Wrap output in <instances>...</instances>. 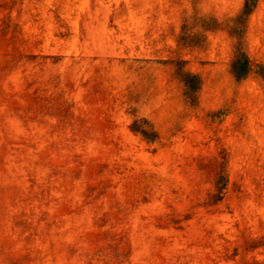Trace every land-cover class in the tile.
Segmentation results:
<instances>
[{
	"label": "rangeland",
	"instance_id": "rangeland-1",
	"mask_svg": "<svg viewBox=\"0 0 264 264\" xmlns=\"http://www.w3.org/2000/svg\"><path fill=\"white\" fill-rule=\"evenodd\" d=\"M0 264H264V0H0Z\"/></svg>",
	"mask_w": 264,
	"mask_h": 264
}]
</instances>
